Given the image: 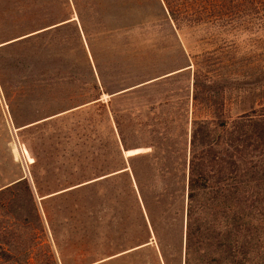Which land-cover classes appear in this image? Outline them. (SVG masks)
<instances>
[{
    "label": "trees",
    "instance_id": "1",
    "mask_svg": "<svg viewBox=\"0 0 264 264\" xmlns=\"http://www.w3.org/2000/svg\"><path fill=\"white\" fill-rule=\"evenodd\" d=\"M162 2L177 27L224 23L233 37L240 34V27L264 31V0ZM108 6L106 9L101 0H0V42L46 39L59 55L68 43L61 35L66 29L73 30L77 42L82 35L88 38L90 28L103 32V15L115 7ZM55 12L61 15L58 24L52 23L58 19H49ZM222 17L227 21H221ZM82 52L87 63L85 50ZM201 62L194 64L192 100L209 107L230 90L241 92L242 114L236 119L221 117V101L212 110L214 119L192 121L188 126V95L176 99L158 93L152 103L133 107L127 103L133 90L126 89L109 94L104 103L105 86L103 81L98 85L90 63L87 82L74 79L73 69L64 75L54 67L55 73L38 80L40 89L31 94L36 113L46 115L54 112L47 108L62 106L52 97L53 91L68 89L75 82L76 91L66 96L78 105L65 114L20 127L32 136V146L24 145L33 163L23 150L32 163V187L19 177L0 188V223L12 218L5 210L17 206L23 192L37 228L42 230L32 193L34 188L41 197L37 178L42 174L55 186L45 200L65 201L59 212L66 222L64 232L73 239L69 245L76 238L93 236L110 239L118 250L125 242L131 249L143 246L130 253L151 251L157 264H250L252 258L264 264L260 226L264 224V119L255 116V99L260 94L254 93V86L264 83V70L254 74L240 69L241 79L230 81L215 75L217 70L211 69L214 61L207 66ZM128 153L131 156L126 157ZM43 211L52 227L45 207ZM75 221L78 226L70 225ZM51 233L55 237L52 228ZM2 234L4 228L0 229V250ZM5 236L10 239L12 235ZM109 242L102 248H112ZM6 257L0 251V260Z\"/></svg>",
    "mask_w": 264,
    "mask_h": 264
},
{
    "label": "rangeland",
    "instance_id": "2",
    "mask_svg": "<svg viewBox=\"0 0 264 264\" xmlns=\"http://www.w3.org/2000/svg\"><path fill=\"white\" fill-rule=\"evenodd\" d=\"M101 4L106 9L109 4L115 5L103 15L104 31L96 33L90 28L88 38L82 35L77 42L73 30L66 29L61 35L68 43L60 49L61 55L49 48L50 42L46 39L0 48V188L19 177L27 179L32 187L30 171L33 159L24 145L29 143L32 146V136L20 131V127L46 116L65 114L78 105L70 102L66 96L76 91L73 87L78 83L75 82L68 89L60 87L53 91L52 97L60 100L62 106L47 108L46 111L54 112L46 115L36 113L35 100L31 94L40 89L37 88L38 80L55 73L54 67L64 75L68 69H73L71 74L74 79L87 82L89 74L86 68L87 63H90L98 85L101 86L103 81V89L107 91H102L101 100L104 103L108 102L109 94L126 89L133 90L127 98V103L133 107L152 103L159 94L166 97L173 95L176 99H185L188 95V126L192 121L214 119L212 110L219 107L221 101L225 111L221 109L222 113H219L223 119H236L242 114L239 105L241 92L234 90L222 95L221 100H216L218 102L211 103L209 107L192 100L194 64L202 61V65L207 66L214 61L211 69L217 70L215 75L221 74L230 81L241 79L238 74L240 69L246 68L254 74L259 69L264 70V31L250 32L248 28L243 31L240 27V34L233 37L226 32L224 23L177 27L170 20L162 0H101ZM51 17L49 19H58L52 23L58 24L62 20L59 12L53 13ZM223 20L226 22L227 18L222 17ZM18 39L1 41L0 45ZM82 49L88 58L87 63ZM41 71L50 72L39 74ZM155 81L156 86L151 83ZM254 87V93L260 94L255 99V116L264 119V83ZM23 150L28 153L32 163L27 161ZM37 184L41 197L34 188L32 193L42 230H38L33 210L22 192L20 196L23 200L17 206L11 205L5 210L12 218L8 223L5 220L0 223V229H5L0 251L8 255L6 259L0 260V264H157L151 251L127 252L131 248L126 242L121 244L123 249L116 250L113 246L115 242L111 244L110 239L92 236L76 238L74 245H69L73 239L64 232L66 222L59 212L65 201L48 203L45 199L41 200L55 191V186L49 185L42 174H39ZM43 207L48 212L52 227L48 225ZM70 225L74 227L79 224L75 221ZM260 226L264 234V224ZM51 228L55 231V237ZM5 235L12 236L8 239ZM107 241L112 248H102L107 245ZM250 264H258V261L252 258Z\"/></svg>",
    "mask_w": 264,
    "mask_h": 264
},
{
    "label": "water",
    "instance_id": "3",
    "mask_svg": "<svg viewBox=\"0 0 264 264\" xmlns=\"http://www.w3.org/2000/svg\"><path fill=\"white\" fill-rule=\"evenodd\" d=\"M19 40V39H18ZM15 41H17V40H15ZM15 41H12V42H15ZM12 42H8V43H5V44H3V45H0V47H2V46H5V45H8V44H10V43H12ZM167 76H169V75H167ZM167 76H165V77H167ZM158 80V79H157ZM123 92H125V91H123ZM57 116H59V115H57ZM54 117H56V116H54ZM54 117H50V118H48V119H51V118H54ZM48 119H45V120H48ZM45 120H43V121H45ZM42 122V121H41ZM39 123V122H38ZM36 124V123H35ZM31 126V125H30ZM139 152H141V151H137L136 153H134V154H137V153H139ZM133 155V154H132ZM126 156V155H125ZM128 156H131V155H127L126 157H128ZM100 179H102V178H100ZM88 183H90V182H88ZM88 183H84V184H82V185H85V184H88ZM82 185H79V186H82ZM79 186H76V187H73V188H71V189H74V188H77V187H79ZM61 193V192H60ZM56 194H58V193H56ZM56 194H53V195H56ZM53 195H50V196H53ZM50 196H48V197H50ZM45 198H47V197H45ZM45 198H42L41 200H43V199H45ZM141 247H143V246H139V247H137V248H135V249H131V250H129V251H127V252H131V251H133V250H136V249H139V248H141ZM126 252V253H127Z\"/></svg>",
    "mask_w": 264,
    "mask_h": 264
}]
</instances>
